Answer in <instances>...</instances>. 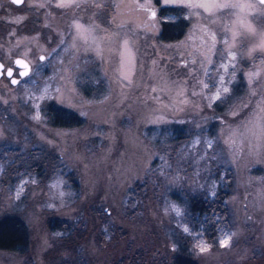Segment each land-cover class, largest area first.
I'll use <instances>...</instances> for the list:
<instances>
[{
	"label": "rangeland",
	"instance_id": "obj_1",
	"mask_svg": "<svg viewBox=\"0 0 264 264\" xmlns=\"http://www.w3.org/2000/svg\"><path fill=\"white\" fill-rule=\"evenodd\" d=\"M59 2L0 0V60L10 67L24 56L32 65L17 84L0 78V214L19 213L31 230L28 253L0 250V264H172L186 235L199 264H264V3L185 0L243 6L205 10L174 0ZM161 7L178 10L162 15ZM163 19L187 20L186 33L162 41ZM75 22L106 31L85 44ZM50 103L77 111L85 125H52ZM187 120L201 129L173 154L161 126ZM227 171L229 226L210 242L171 195L215 194ZM145 181L147 195L135 188ZM51 216L76 230H52Z\"/></svg>",
	"mask_w": 264,
	"mask_h": 264
},
{
	"label": "trees",
	"instance_id": "obj_2",
	"mask_svg": "<svg viewBox=\"0 0 264 264\" xmlns=\"http://www.w3.org/2000/svg\"><path fill=\"white\" fill-rule=\"evenodd\" d=\"M177 10V7H161L162 15L175 14L177 13ZM161 25V32L159 34L160 39L162 41L170 42L182 38L187 31L188 21L185 19H163ZM226 106V101L219 100L215 103V111L222 114L226 111ZM46 110L49 121L54 126L79 127L86 123L85 118L77 111L63 107L57 103L48 104ZM161 128V136L163 137V135H165L164 138H166V144H170L169 148H172L173 154L179 152L183 143L194 138L198 133V129L199 131L201 129V127H197L193 121L191 122L188 120L184 122H173L169 125H162ZM206 128L208 129L207 131L210 137H214L217 132V121L212 120L211 126ZM201 133H205V128H202ZM161 136L159 135L155 141L161 142ZM35 167H37V169L40 168L39 172L35 171L38 176L44 179L50 178L51 173L47 175L48 169L44 170L39 165H36ZM231 175V172L227 171L224 177L227 181L224 180L215 194H212L207 190H203L202 192L185 190L182 192L174 191L171 195L176 201L185 203L187 212L192 218L191 224L195 225L193 229L199 230L200 227H202L204 237L210 242L216 241L221 232L229 226L230 213L226 198L229 196L228 186L232 185ZM67 177L72 178L70 174H67ZM73 182L77 184L76 180H73ZM141 187H144L143 190H145V195L151 190L149 181H145V183L141 185L137 183L135 186L138 190ZM141 198L142 197L139 196L137 200L140 202ZM144 200H146V197H144ZM47 223L52 230L62 229L67 231L68 234H71L76 230L73 228L71 229L72 223L69 219L64 217H48ZM191 238L192 237L189 235L185 236L184 242L186 244H181L183 247L175 253L172 264H199L195 259L189 256L188 253V243ZM30 245L31 230L27 221L16 212H5L0 214V250L17 251L21 254H26L30 249ZM133 259L132 263H135L136 256L133 257ZM78 263L85 264L83 259L82 263ZM63 264H76L75 258H73L72 261L66 259Z\"/></svg>",
	"mask_w": 264,
	"mask_h": 264
},
{
	"label": "snow or ice",
	"instance_id": "obj_3",
	"mask_svg": "<svg viewBox=\"0 0 264 264\" xmlns=\"http://www.w3.org/2000/svg\"><path fill=\"white\" fill-rule=\"evenodd\" d=\"M11 2L14 3V4H20V3H23L24 0H11ZM174 2L179 3L183 7L190 8V9L204 8L205 10H210L212 8L228 9V8H242L243 7V6L238 5V4H229V3L206 5V4H203V3H192V2L185 3V0H174ZM260 2L261 3H264V0H260ZM56 6L57 7H61V8H67V7H73V6L79 7L80 5L78 3H74V0H69V2H65V0H60V2L57 3ZM40 7H44V5L41 4ZM154 15H155V13L153 12V16ZM73 27L76 30V38L77 39L83 40V42L85 44H88L89 40H91L93 43H96L97 42L98 37L96 35H93V32L95 30L99 29V25L90 24L87 28H85L84 25H82V24H80L78 22H75L73 24ZM99 30L100 31H106L104 29H99ZM235 37H236V34H233V40L234 41H235ZM103 39H104V37H99V40L103 41ZM211 39L213 41V46H214L215 39H216L215 33H212L211 34ZM224 43H227V41H224ZM258 49L260 51H264V37H262L261 42L258 45ZM97 50H99V44H97ZM255 50H257V48L254 46V48L251 51H249L248 54L251 55L252 54V51H255ZM227 55H229L233 61L236 58L235 52L229 51L227 53ZM208 62L211 63L210 60ZM16 63L17 64H21L22 62L18 60V61H16ZM25 67H26V65H25ZM221 67H224L227 70L228 65H221ZM232 67L235 68V65L233 64ZM0 68H3V65H0ZM7 74L9 76L12 75L11 68H9L7 70ZM21 75H26V73H21ZM220 79H221V81H223V77L222 76L220 77ZM12 82L13 83H16L17 81L13 80ZM250 82H251V74H250ZM205 87H207V85H205ZM222 91L224 93H227L228 92V88L227 87H224L222 89ZM220 95H221V90L218 89L217 92H216L215 98L218 99L220 97ZM261 110H264V109H261ZM176 211H177V214H179V210L176 209ZM186 231H187V229H186ZM222 243H227V241L226 240L225 241H222ZM204 250L205 249H203V248L201 249V251H204Z\"/></svg>",
	"mask_w": 264,
	"mask_h": 264
},
{
	"label": "water",
	"instance_id": "obj_4",
	"mask_svg": "<svg viewBox=\"0 0 264 264\" xmlns=\"http://www.w3.org/2000/svg\"><path fill=\"white\" fill-rule=\"evenodd\" d=\"M20 4H22V3H20ZM20 4H18V5H20ZM40 58L44 59L45 55H41ZM18 60L21 61L22 63L21 64H17L16 61H18ZM14 62H15V67L19 68V76L14 75V72H15V67L14 66L6 67V63L4 61L0 60V65H3V68H0V78L2 76L6 75V76L10 77L11 82L13 80L17 81L16 83L12 82L13 84H17L20 81L21 78L27 76L31 72L32 65H31V62L24 56H17L15 58ZM25 65H26V67H25ZM9 68H11V70H12V75L11 76H9L7 74V70ZM21 73H26V75H21Z\"/></svg>",
	"mask_w": 264,
	"mask_h": 264
},
{
	"label": "flooded vegetation",
	"instance_id": "obj_5",
	"mask_svg": "<svg viewBox=\"0 0 264 264\" xmlns=\"http://www.w3.org/2000/svg\"><path fill=\"white\" fill-rule=\"evenodd\" d=\"M17 70L19 71V68H16V69H15L14 75H15V73L17 72Z\"/></svg>",
	"mask_w": 264,
	"mask_h": 264
}]
</instances>
